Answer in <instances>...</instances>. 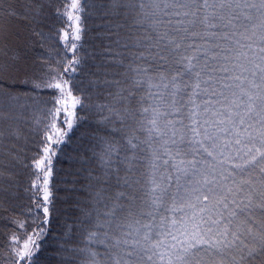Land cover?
I'll return each mask as SVG.
<instances>
[{"label":"snow or ice","instance_id":"1","mask_svg":"<svg viewBox=\"0 0 264 264\" xmlns=\"http://www.w3.org/2000/svg\"><path fill=\"white\" fill-rule=\"evenodd\" d=\"M46 4L13 0L0 32L10 20L43 23ZM56 12L67 19L62 70L34 78L24 65L0 63V121L5 106L53 93L42 146L23 165L34 177L25 192L37 227L13 249L19 260L41 264L54 158L83 119L79 106L100 114L84 134L90 155L67 157L81 165L69 168L68 191L86 193L64 232L71 239L77 229L83 247L70 251L87 255L81 264H264V0H71ZM84 13L99 29L88 55ZM17 83L28 91H11ZM93 96L103 100L85 102Z\"/></svg>","mask_w":264,"mask_h":264},{"label":"trees","instance_id":"2","mask_svg":"<svg viewBox=\"0 0 264 264\" xmlns=\"http://www.w3.org/2000/svg\"><path fill=\"white\" fill-rule=\"evenodd\" d=\"M13 0H5L4 10L0 11V16L7 17V9ZM71 0H47L44 8L45 21L41 24H30L17 20L6 21L7 27L4 32H0V63L10 65L17 62L28 68L30 77L38 78L45 74L49 68L62 70L61 61L64 56V48L60 37L62 29L67 25L65 16L58 15L56 10H63L70 5ZM69 10H71L69 8ZM90 11V10H89ZM84 24L88 31L84 35L81 54L88 55L95 50L99 41L95 39V34L99 29L95 27L98 20L94 14H82ZM35 33H42L36 35ZM69 55H71L69 53ZM91 61H89V65ZM66 65V62H65ZM24 79L23 74L16 77V80ZM6 84L3 85L5 91L9 90L12 84V78L5 76ZM13 92H27L28 89L20 84L11 88ZM40 102L29 100L28 106L24 108L16 107L9 112L7 106L4 108L5 119L0 121V127L4 131L3 148L0 151V165H3L2 176H0V264H25V261L19 260L15 251L22 249L23 241L27 235L33 232L37 227L32 221L35 215H29L28 209L32 204L30 195L25 192L29 187L31 179V170L23 165L29 163L31 158L38 154L37 150L41 147V139L44 135L45 124L47 122V113L45 109L51 107V104H45L44 101H50L53 93L51 90L40 93ZM73 95H81L73 91ZM103 97L93 96L85 102L95 104L101 102ZM23 103V101H21ZM71 103V101H69ZM71 111V109H69ZM76 113L83 119L69 132L71 137L67 145L62 146L59 158H54V175L52 178V193L54 212L51 222L46 225L48 232L42 240L41 264H81L88 259L86 254H77L70 249L83 247L80 237L77 236V229L73 227L72 238L64 239L66 225L74 224L79 212L74 207L77 198L84 197L86 193L83 190L69 192L68 186L72 177L69 175V168L73 170L80 167L79 164L69 165L67 157L69 155L88 156L85 149L89 146V137L84 135L91 133L97 128L96 121L100 114L95 108L81 110L77 106ZM13 130L20 132V138L11 135ZM19 154L20 163H17L13 156ZM86 183L81 179L80 184ZM79 188V184L77 185ZM41 218H43L41 216ZM25 221L26 229L17 227L16 222ZM13 234L22 237L19 245H13L10 238ZM60 245L64 247L61 248ZM71 257L72 259H67Z\"/></svg>","mask_w":264,"mask_h":264}]
</instances>
